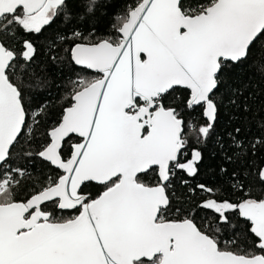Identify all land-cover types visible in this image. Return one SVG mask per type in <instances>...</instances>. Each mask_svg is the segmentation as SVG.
<instances>
[{"label": "snow or ice", "instance_id": "obj_1", "mask_svg": "<svg viewBox=\"0 0 264 264\" xmlns=\"http://www.w3.org/2000/svg\"><path fill=\"white\" fill-rule=\"evenodd\" d=\"M73 7V0H0V264H264V198L245 192L242 175L231 176L239 199L198 183L190 192L206 195L197 212L168 215L175 177L200 172L199 145L215 135L218 94L232 92V105L242 95L231 87L232 70L258 45L264 52V0H135L111 35L73 30L61 37L68 48L49 49V61L66 56L99 75L71 81L53 123L49 103L30 109L27 100V89L45 82L33 67L37 48L28 39L15 45L19 35L70 18ZM94 8L85 0V12ZM180 89L184 98L166 104ZM258 125L261 135L251 140L239 126L228 133L224 159L255 166L249 159L264 147V118ZM217 143L225 148L222 138ZM19 156L57 170L23 198L32 173L15 164ZM150 173L154 184L143 179ZM256 179L264 184V162ZM93 184L103 190L93 195ZM199 211L212 221L202 223ZM241 225L256 238L255 251L236 241L222 246V229Z\"/></svg>", "mask_w": 264, "mask_h": 264}, {"label": "trees", "instance_id": "obj_2", "mask_svg": "<svg viewBox=\"0 0 264 264\" xmlns=\"http://www.w3.org/2000/svg\"><path fill=\"white\" fill-rule=\"evenodd\" d=\"M92 2V0H88ZM207 2V0H201ZM85 0H73V10L70 18L64 15L59 16L55 22L46 27L40 34L25 33L17 36L15 47L19 50L22 41L31 40L37 48V57L34 62V69L44 78L42 88L32 87L27 89V100L30 109L42 102L50 104L48 120L55 122L62 114V109L68 103V92L71 87V81L78 76L95 78L99 74L92 73L82 68H78L71 62L69 57H64L63 62L53 64L49 61V49L68 48L69 44L64 42L61 37L70 36L73 30L83 32L91 39L106 37L114 32V25L117 18L120 17L126 8L130 7L135 0H94L95 8L91 13L83 10ZM264 43V42H262ZM63 55V53L61 54ZM264 52H261L260 46L254 51L252 57L245 64L235 67L231 73L230 84L233 89H239L242 95L238 97L237 105L229 103L232 92L218 94L221 101L220 116L216 126L215 135L206 145L199 147L204 153V160L200 165V172L196 177L186 176L179 173L174 180L173 189L175 196L172 198L173 209L169 212V217L186 215L187 210L191 209L194 213L197 209L194 207L205 193H191L190 188L198 183H205L213 186L219 196L237 200L243 195L236 187L235 181L231 179L233 173L243 176V182L248 184V189L253 198H264V184L257 182L256 170L264 162V147H257L255 156L249 159L253 167L242 168L239 163L228 162L224 155L228 144V133L233 132L237 126L242 129V137L249 140L261 135L258 121L264 118ZM41 68H47L46 72H40ZM34 84V80L25 76ZM186 95L185 90H178L172 96L167 97L166 104L176 105L177 100H182ZM247 105L249 111L245 113L242 105ZM217 138H222L225 148L222 150L217 143ZM77 139L74 137V140ZM229 154L231 152L229 151ZM190 155V153H189ZM16 165H24L32 175L27 178L19 191L21 198L26 197L32 186H39L49 174H54L56 169L50 167L39 158L24 159L22 156L14 157ZM221 168L226 172L220 171ZM145 183L154 184L155 174L150 173L144 178ZM183 180L188 181V185L182 184ZM101 189L92 185L90 192L95 195ZM179 209L178 213L176 210ZM65 216L70 213H64ZM198 218L202 223L212 221L210 213L199 211ZM214 223V222H213ZM235 223V221H234ZM220 239L223 247L234 248L233 241L239 246L240 250L255 251L252 247L253 240L256 238L251 234L244 232V226L241 225L239 231L232 228H223L220 233Z\"/></svg>", "mask_w": 264, "mask_h": 264}, {"label": "water", "instance_id": "obj_3", "mask_svg": "<svg viewBox=\"0 0 264 264\" xmlns=\"http://www.w3.org/2000/svg\"><path fill=\"white\" fill-rule=\"evenodd\" d=\"M75 65V64H74ZM76 67H78V68H81L80 66H77V65H75ZM87 71H90V72H92V73H95V74H99V73H96L95 71H93V70H87ZM183 90V89H182ZM76 138H78V137H76Z\"/></svg>", "mask_w": 264, "mask_h": 264}, {"label": "flooded vegetation", "instance_id": "obj_4", "mask_svg": "<svg viewBox=\"0 0 264 264\" xmlns=\"http://www.w3.org/2000/svg\"><path fill=\"white\" fill-rule=\"evenodd\" d=\"M75 138H76V137H75ZM77 139H78V138H77ZM93 185L99 187V188L101 189L100 191L103 190L99 185H95V184H93Z\"/></svg>", "mask_w": 264, "mask_h": 264}]
</instances>
